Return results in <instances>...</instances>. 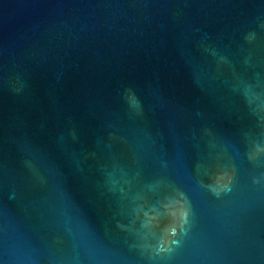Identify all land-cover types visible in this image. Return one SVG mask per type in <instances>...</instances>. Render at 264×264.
<instances>
[{
  "label": "water",
  "instance_id": "1",
  "mask_svg": "<svg viewBox=\"0 0 264 264\" xmlns=\"http://www.w3.org/2000/svg\"><path fill=\"white\" fill-rule=\"evenodd\" d=\"M0 264H264V47L169 0H0Z\"/></svg>",
  "mask_w": 264,
  "mask_h": 264
},
{
  "label": "clouds",
  "instance_id": "2",
  "mask_svg": "<svg viewBox=\"0 0 264 264\" xmlns=\"http://www.w3.org/2000/svg\"><path fill=\"white\" fill-rule=\"evenodd\" d=\"M264 26V25H262ZM256 38V34L255 32H250L248 33L246 36H245V39L251 43L252 41H254ZM215 54V53H214ZM220 61L221 62H224V63H227V57H224V56H220L219 57ZM245 64H249L250 63V60L249 59H246L244 61ZM259 74H257V77H258ZM260 86V83H259V80L257 78L256 80V84H252V83H249L247 81H241L240 83V88L242 89V93L243 95L245 96V99L248 100L249 102H260L261 99H262V96H261V93L256 91V88H258ZM132 105L133 106H139L138 104V101L135 100L133 98L132 100Z\"/></svg>",
  "mask_w": 264,
  "mask_h": 264
}]
</instances>
